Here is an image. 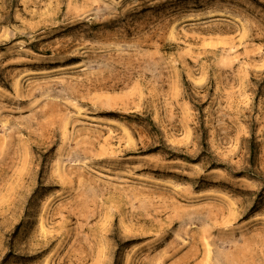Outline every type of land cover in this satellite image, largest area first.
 <instances>
[{
    "label": "rangeland",
    "instance_id": "rangeland-1",
    "mask_svg": "<svg viewBox=\"0 0 264 264\" xmlns=\"http://www.w3.org/2000/svg\"><path fill=\"white\" fill-rule=\"evenodd\" d=\"M0 264H264V0H0Z\"/></svg>",
    "mask_w": 264,
    "mask_h": 264
}]
</instances>
